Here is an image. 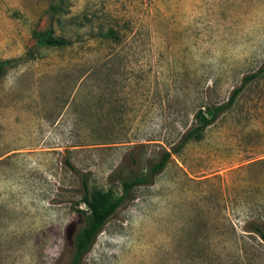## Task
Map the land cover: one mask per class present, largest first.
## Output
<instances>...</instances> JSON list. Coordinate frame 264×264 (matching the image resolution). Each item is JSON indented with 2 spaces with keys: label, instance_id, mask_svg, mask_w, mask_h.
<instances>
[{
  "label": "rangeland",
  "instance_id": "obj_1",
  "mask_svg": "<svg viewBox=\"0 0 264 264\" xmlns=\"http://www.w3.org/2000/svg\"><path fill=\"white\" fill-rule=\"evenodd\" d=\"M46 31L72 45L39 44ZM7 60L0 264H70L88 212L83 180L121 197V178L146 171L199 110L264 70V0H0ZM255 223L264 72L202 141L134 189L82 264H264Z\"/></svg>",
  "mask_w": 264,
  "mask_h": 264
},
{
  "label": "trees",
  "instance_id": "obj_2",
  "mask_svg": "<svg viewBox=\"0 0 264 264\" xmlns=\"http://www.w3.org/2000/svg\"><path fill=\"white\" fill-rule=\"evenodd\" d=\"M50 9L55 12L54 6H51ZM113 31L114 30H111V32ZM35 37H37L39 44L46 47L66 48L72 45V40H67L63 37L56 38L49 31L35 34ZM25 59H27V57L21 58V60ZM13 63L14 61L9 60L1 62L0 73L2 74L6 67ZM263 72L264 70H260L256 74L247 76L243 85L233 91L227 102L206 107L205 110H199L195 115V123L180 136L176 146H173L171 151L162 152L160 159L147 168L146 171L130 177L121 178L120 181L123 189V195L121 197L115 196L112 190H90L88 182L83 180L85 193L80 202L88 207V212L86 213L85 226L75 236V250L71 257L70 264H82L84 257L91 250L98 234L102 231L106 222L127 199L132 197L134 189L153 184L155 179L167 168L173 155L179 154L193 142L202 141L206 137L207 130L215 124L223 114L234 107L245 87L258 79ZM252 227V232L256 233L264 241V224L255 223Z\"/></svg>",
  "mask_w": 264,
  "mask_h": 264
}]
</instances>
